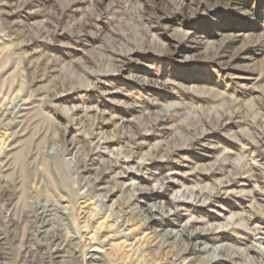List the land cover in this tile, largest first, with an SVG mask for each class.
<instances>
[{"label": "rangeland", "instance_id": "374dc122", "mask_svg": "<svg viewBox=\"0 0 264 264\" xmlns=\"http://www.w3.org/2000/svg\"><path fill=\"white\" fill-rule=\"evenodd\" d=\"M0 264H264V0H0Z\"/></svg>", "mask_w": 264, "mask_h": 264}, {"label": "bare ground", "instance_id": "6f19581e", "mask_svg": "<svg viewBox=\"0 0 264 264\" xmlns=\"http://www.w3.org/2000/svg\"><path fill=\"white\" fill-rule=\"evenodd\" d=\"M176 234H177V232H176ZM205 245V244H204ZM202 248H204L205 250H209V249H211V246H209V245H205L204 247H202ZM223 247H217V248H215L214 250H213V252L207 257V260H209V261H214L215 259H217V256H218V253L220 252V250L222 249ZM93 258H95V259H98L99 257H97L96 255L93 257ZM206 262V261H205Z\"/></svg>", "mask_w": 264, "mask_h": 264}]
</instances>
